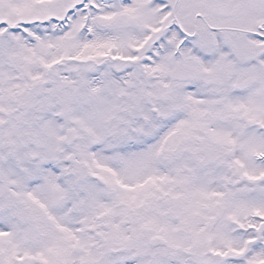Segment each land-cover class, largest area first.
Masks as SVG:
<instances>
[{"label":"snow or ice","instance_id":"snow-or-ice-1","mask_svg":"<svg viewBox=\"0 0 264 264\" xmlns=\"http://www.w3.org/2000/svg\"><path fill=\"white\" fill-rule=\"evenodd\" d=\"M0 264H264V0H0Z\"/></svg>","mask_w":264,"mask_h":264}]
</instances>
